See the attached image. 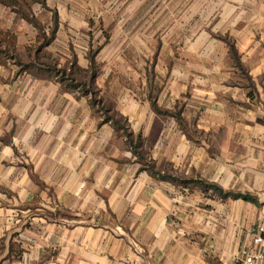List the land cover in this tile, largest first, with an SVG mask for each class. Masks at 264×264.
Segmentation results:
<instances>
[{
	"label": "crops",
	"instance_id": "0c3cea01",
	"mask_svg": "<svg viewBox=\"0 0 264 264\" xmlns=\"http://www.w3.org/2000/svg\"><path fill=\"white\" fill-rule=\"evenodd\" d=\"M26 1L24 12L48 10L59 27L52 10L60 5ZM174 5L163 0L158 10L190 15L188 48L172 55L157 102L128 90L129 100L104 110L54 70L0 64V264H233L251 246L264 222V0ZM125 11L134 14L135 2ZM3 13L29 25L0 2ZM6 25L0 18L1 31ZM125 130L155 170L258 204L162 180L132 152Z\"/></svg>",
	"mask_w": 264,
	"mask_h": 264
},
{
	"label": "rangeland",
	"instance_id": "374dc122",
	"mask_svg": "<svg viewBox=\"0 0 264 264\" xmlns=\"http://www.w3.org/2000/svg\"><path fill=\"white\" fill-rule=\"evenodd\" d=\"M53 1L60 5V9L52 10L60 18L58 28L55 21L51 24L53 15L48 10L39 9L29 13L39 28L30 23V26L24 24L17 18H9L8 14L0 15L4 25L7 23L10 27L8 32H2L15 39L14 48L6 42L0 47V64L5 63L2 67L8 72L16 69L18 72H39L44 75L54 70L60 74L59 80L81 85V89L88 91L104 110L110 104L118 105L120 100H129V91L139 101L150 99V95L155 102L159 100L161 91L167 89L169 78L164 76V70L173 62L172 55L186 54L185 48L188 47H183L182 41L190 36L189 14L160 12L158 7L163 0ZM133 2L136 12L126 13V7ZM166 2L167 5H174L176 0ZM188 2L182 0L183 5ZM146 5L152 6L151 12H147V8L143 11ZM101 6L102 10L95 13V8ZM202 16L199 15V32L202 31ZM180 24H183L182 29H176L175 26ZM51 38L50 44L44 46L45 41ZM169 38L176 41L173 40L169 46L160 45L161 39ZM177 43L181 46L175 45ZM198 48L200 53H205L209 47ZM160 52L164 56L161 64L157 59ZM216 53L223 54V47L217 48ZM27 65H35L36 68H25ZM161 101L164 105L171 100L167 96ZM111 116L116 114L112 113ZM120 117L118 115V119Z\"/></svg>",
	"mask_w": 264,
	"mask_h": 264
},
{
	"label": "trees",
	"instance_id": "16d2710c",
	"mask_svg": "<svg viewBox=\"0 0 264 264\" xmlns=\"http://www.w3.org/2000/svg\"><path fill=\"white\" fill-rule=\"evenodd\" d=\"M33 3H37L40 4L42 6H46V0H30ZM0 2L8 7H11L13 9H15L26 21H28L29 23L33 24L35 27L39 28L40 26L38 25V23L36 22V20L30 18L29 14H27L26 12H24L22 10V6L23 5H27V1L26 0H0ZM54 34V33H53ZM0 47L1 45L6 42L8 43L9 46H12L13 48L15 47V39H13L12 37H10L7 33H3L0 30ZM53 38V37H52ZM52 38L45 41L44 46H47L50 44V42L52 41ZM9 40V41H7ZM231 52L232 54L235 56L236 53L234 51V47L231 46ZM0 53H2V51H0ZM237 64L238 59L236 60ZM240 66V65H239ZM25 68H30V67H35V65H27L24 66ZM25 71V70H23ZM28 72V71H27ZM63 80V79H62ZM75 86V85H74ZM92 102L96 103L97 100L93 99ZM153 109L154 111L161 116H167L170 115V113L168 111L162 110L160 109L156 103H153ZM120 129H125L124 127L120 126ZM125 135L129 140V144H130V148L132 150V152L139 158L140 162H142L143 164L147 165L148 170L150 172H152L154 175L159 176V178H161L162 180H166V181H170V182H174V183H179L182 185H186V186H191V185H199L201 186L206 192H213L214 194H216L217 196H219L221 199L226 200V199H233V200H243L245 202H250V203H254V204H258V200L250 195V194H243L240 192H234V191H225L223 188H221L220 186H218L217 184H213V183H208L206 181L203 180H181L177 177H175L173 174L164 171V173H162V171L160 170H155L154 168V164H152L151 162H149L142 150L141 144L140 143H133V141L131 140V135L129 133H127V131L125 130ZM237 264H241V263H237Z\"/></svg>",
	"mask_w": 264,
	"mask_h": 264
},
{
	"label": "built area",
	"instance_id": "2783aa9c",
	"mask_svg": "<svg viewBox=\"0 0 264 264\" xmlns=\"http://www.w3.org/2000/svg\"><path fill=\"white\" fill-rule=\"evenodd\" d=\"M237 262L241 264H264V222L252 232V244L242 250Z\"/></svg>",
	"mask_w": 264,
	"mask_h": 264
}]
</instances>
